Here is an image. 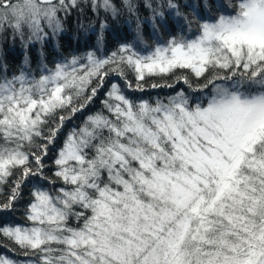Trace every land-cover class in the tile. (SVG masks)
<instances>
[{"label": "snow or ice", "instance_id": "1", "mask_svg": "<svg viewBox=\"0 0 264 264\" xmlns=\"http://www.w3.org/2000/svg\"><path fill=\"white\" fill-rule=\"evenodd\" d=\"M125 4L134 14L130 0ZM79 6V0H0V33L11 29L25 47L43 42L48 30L63 31L60 14ZM146 6L158 31L156 17L165 13ZM166 6L183 23L146 54L124 43L106 57L88 51L52 69L45 65L38 79L23 69L10 78L0 73V185L22 169L0 211L13 208L30 177L55 184L45 175L48 146L96 96L107 65L133 69L139 91L146 76L177 69L207 76L195 88L187 76L177 77L205 94L195 103L183 90L167 102L137 103L111 85L102 101L110 116H88L57 152L54 175L63 186H34L25 212L30 226L0 227L24 257H35L20 264H264V0H229L231 13L218 3L215 18L208 0L206 17L192 4L185 5L192 19L175 0ZM91 7L118 14L112 0H91ZM140 28L138 18V39ZM93 79L100 83L74 107ZM0 264L17 261L0 256Z\"/></svg>", "mask_w": 264, "mask_h": 264}, {"label": "trees", "instance_id": "2", "mask_svg": "<svg viewBox=\"0 0 264 264\" xmlns=\"http://www.w3.org/2000/svg\"><path fill=\"white\" fill-rule=\"evenodd\" d=\"M134 7V14L129 12L125 4V0H112V3L118 10L117 15H113L111 11H105L100 8L98 11H93L91 0H79V7L72 9L66 17L63 13L60 14L63 21V31L56 36H52L49 31L48 37L43 42H32L27 47L21 39L14 37L11 29L0 33V73L6 70L7 76L18 75L21 69L26 73H30L37 79L45 72V65L48 69L55 67L56 63L70 60L73 56H83L88 51H95L97 56L106 57L113 51L117 50L120 44L132 43L136 50L142 53H147L156 43H165L170 36L176 35L183 23L182 19L177 22V18L172 14V10L167 8V0H130ZM180 5V10L187 14L189 19H192V11L185 7L186 4H192L197 7L199 15L206 17L208 15L204 8V0H175ZM229 0H208L211 6V15L215 18L217 14V5L222 3L225 5V11L231 13L233 9L228 8ZM233 4L236 0H231ZM151 3L153 8H157L165 13L164 18L156 17L159 22L158 31L153 29V12L146 4ZM141 23L140 35L142 39L137 38V19ZM104 23L105 28L100 29V24ZM83 25V27H81ZM196 31V25H193V33ZM27 34V30H25ZM102 36L103 43L98 46L97 38ZM27 57V63H25ZM115 69V70H114ZM123 72V76L120 72ZM108 73L104 78L103 86L98 89L96 96L85 108L77 111L70 119L65 120L63 128L60 130L55 142L48 146V154L44 158L45 175L55 184H50L39 178H29L22 186V197L19 198L12 209L0 211V227L24 225L30 226L31 222L27 221L25 212L31 200V190L34 186H41L48 190H54L63 186L62 181L57 180L54 173L56 166L54 160L57 152L63 146L65 137L73 128H79L85 119L96 113H103L110 116V113L105 109L102 101L107 99L106 93L110 90L113 83L117 84L124 94L135 102L148 101L155 104L157 99L167 102L168 97L174 96L176 92L183 90L188 94L190 102L195 103L198 99H203L205 94L201 92H193L183 80L177 82V77L187 76L193 88L202 85L205 82V77L197 78L186 69H177L173 73L167 75L146 76L142 82L144 90H135L137 84L136 74L133 69L126 64H109L104 69ZM222 75L227 72L218 70ZM133 85L132 88L127 87V83ZM219 82V81H218ZM100 81L93 79L91 84L86 89L84 95L75 99L73 106L78 107L85 102V97L91 95V89L96 87ZM152 84L164 85L171 84L172 87H151ZM210 93V89L207 90ZM206 102V101H205ZM71 112V108L64 112L57 113L56 119L60 115H67ZM55 124L50 123L44 127L45 135L48 134V128L54 127ZM37 143H43L37 138ZM25 150L28 148L26 146ZM22 169H17L16 175L9 178L8 182L0 185V204L6 203L11 192L12 182L17 179ZM106 179V176H105ZM79 223H82L80 221ZM72 226H77L78 222L73 218ZM22 250L8 238L0 235V256L7 259L17 261H27L35 257H24Z\"/></svg>", "mask_w": 264, "mask_h": 264}]
</instances>
